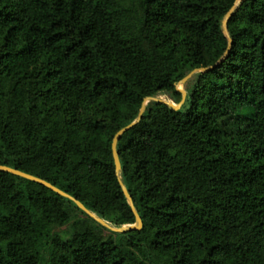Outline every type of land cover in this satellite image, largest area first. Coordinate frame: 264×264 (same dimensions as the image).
Instances as JSON below:
<instances>
[{
  "label": "trees",
  "instance_id": "trees-1",
  "mask_svg": "<svg viewBox=\"0 0 264 264\" xmlns=\"http://www.w3.org/2000/svg\"><path fill=\"white\" fill-rule=\"evenodd\" d=\"M235 1L0 0V166L133 224L113 138L223 58ZM227 30L181 109L149 102L120 139L142 229L0 172V264H264V0Z\"/></svg>",
  "mask_w": 264,
  "mask_h": 264
},
{
  "label": "water",
  "instance_id": "water-1",
  "mask_svg": "<svg viewBox=\"0 0 264 264\" xmlns=\"http://www.w3.org/2000/svg\"><path fill=\"white\" fill-rule=\"evenodd\" d=\"M244 1L245 0H236L235 3L233 4V6L231 7V9L226 13V15L224 16V18L222 20L221 28H222L224 36L226 37L227 42H228V46H227V49L225 51L223 58L211 67L195 69V70L191 71L190 73H188L183 79H181L175 86L176 91L178 93H180V95H181V100L177 104L168 102V101L160 99L158 97H147V98H145L143 103H142V106H141V109L139 111L137 118L134 121L127 124L125 127L121 128L115 134V136L113 138L111 150H112V157H113V162H114V167H115V174H116V177L118 179L122 193L126 199V202H127L128 206L130 207L132 214L134 216V223L133 224L124 225L121 227H113V226L109 225L107 222H105L103 219L99 218L98 216H96L95 214L90 212L81 202H79L78 200H76L72 196L68 195L67 193L61 191L60 189L56 188L55 186L51 185L50 183H48L42 179H39L35 176L26 174L24 172H21L19 170H16V169H13V168H10L7 166H0V172H5V173L11 174L13 176H16V177H19V178H22V179H25V180H28V181H31V182H34V183H37V184H40V185L46 187L47 189L51 190L52 192L56 193L57 195L73 202L74 206L77 209H79L80 211L85 213L88 217H90L92 220H94L96 223H98L100 226L104 227L105 229L109 230L110 232H113L116 234H124V233L130 232V231L141 230L143 227L142 220H141V218H140V216H139V214H138V212L134 206V203H133V200H132V197H131L129 191L127 190V188L123 184L121 176H120L121 162H120L119 153H118V144L120 142V139L124 134H126L127 132H129L130 130H132L134 127H136L139 124V122H140V120H141V118L145 112L146 103L149 101H157L161 104L168 106L169 108H171L174 111H178L181 109V107L185 103L187 93L185 90L180 89L179 85L187 84V82L190 79H192L196 74H203V73L209 72L214 67L219 65L228 56L231 45H232V39L230 38V35L228 33L227 24H228L229 20L231 19L232 15L241 8Z\"/></svg>",
  "mask_w": 264,
  "mask_h": 264
},
{
  "label": "rangeland",
  "instance_id": "rangeland-1",
  "mask_svg": "<svg viewBox=\"0 0 264 264\" xmlns=\"http://www.w3.org/2000/svg\"><path fill=\"white\" fill-rule=\"evenodd\" d=\"M179 88L185 90L186 84L185 85H179ZM158 98L163 99V100H166V101L171 102V103H174L171 100H169V98L167 96H161V97H158ZM174 104H177V103H174ZM147 107H150V103H149L148 106H147V103H146V108ZM60 230H62V232H61V237L62 238H66L72 232V229L69 228V227H67V226L59 229V231ZM63 230H65V232H63Z\"/></svg>",
  "mask_w": 264,
  "mask_h": 264
},
{
  "label": "bare ground",
  "instance_id": "bare-ground-1",
  "mask_svg": "<svg viewBox=\"0 0 264 264\" xmlns=\"http://www.w3.org/2000/svg\"><path fill=\"white\" fill-rule=\"evenodd\" d=\"M181 89V88H180ZM149 102H157V101H149ZM149 102H147V104L149 103ZM159 103V102H158Z\"/></svg>",
  "mask_w": 264,
  "mask_h": 264
}]
</instances>
